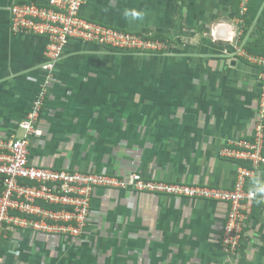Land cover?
Returning <instances> with one entry per match:
<instances>
[{
	"label": "crops",
	"instance_id": "crops-1",
	"mask_svg": "<svg viewBox=\"0 0 264 264\" xmlns=\"http://www.w3.org/2000/svg\"><path fill=\"white\" fill-rule=\"evenodd\" d=\"M24 1L32 0H0V137L22 135L19 123L45 77L46 39L11 28L9 7ZM82 15L159 35L170 48L114 51L70 40L44 101L42 134L32 138L30 161L232 187L240 165L252 166L224 156L222 148L254 133L263 67L250 58L264 57V0H249L248 21L235 16L227 0H84ZM246 189L264 193V165L254 168ZM103 210L118 234L113 241L101 238L100 258L86 251L72 263L113 264L132 256L134 264H264L260 200L233 255L221 246L226 202L99 188L90 220ZM60 241L73 238L10 231L0 264H56L53 247ZM11 242L22 249L14 258L6 254Z\"/></svg>",
	"mask_w": 264,
	"mask_h": 264
},
{
	"label": "built area",
	"instance_id": "built-area-1",
	"mask_svg": "<svg viewBox=\"0 0 264 264\" xmlns=\"http://www.w3.org/2000/svg\"><path fill=\"white\" fill-rule=\"evenodd\" d=\"M249 0L240 1L245 15ZM84 0L15 2L9 7L11 28L19 34L44 37L47 42L45 77L25 118L19 123L20 136L0 137V247L10 231L29 230L70 238L87 230L92 198L99 188L164 194L187 199H208L228 204L221 246L236 254L255 200L264 206V193L247 190L254 168L264 165V57L250 59L263 67L258 79V117L251 138H239L222 148L228 158L244 160L232 187L200 183L167 182L144 178L136 172L126 175L93 171L55 169L38 166L29 159L32 138L42 134L40 116L52 83L56 65L70 40L78 39L102 46L139 53H160L170 48L168 40L118 29L82 15ZM242 20V17H240ZM214 34V32H213ZM242 54L246 55L245 52Z\"/></svg>",
	"mask_w": 264,
	"mask_h": 264
},
{
	"label": "rangeland",
	"instance_id": "rangeland-1",
	"mask_svg": "<svg viewBox=\"0 0 264 264\" xmlns=\"http://www.w3.org/2000/svg\"><path fill=\"white\" fill-rule=\"evenodd\" d=\"M110 220H111L110 216L108 212L105 210L101 212L96 211L94 215L92 213V219L89 222L90 223L93 222V226H95L96 229L90 231L89 230L90 223H89L88 225L89 227L87 228V230H85L81 235L74 237L73 241L65 242L63 244L60 241V243H58L59 246L58 245L54 246L53 247L54 250L53 253L55 254L54 256L58 257L56 264H60V261L62 262L64 258H65L64 264H76L72 262H74L75 260L78 261V259L82 260L84 257H86L85 255L86 251H88L89 255L93 253L95 257L100 258L99 248H100L101 238L103 239L109 238L113 241L112 238H114V236L118 234V231H113V227L109 226L111 222ZM7 249H9V252H6V254L9 253L13 254V258L14 256H17L18 252L20 253V251L22 250L21 247L14 246V242L9 243ZM59 252L61 256L58 255ZM2 254H5V252H2ZM2 254L0 255L2 256ZM132 258L134 259V257L132 256H129L127 258L121 256L120 259H118V261L116 263L114 262L113 264H134V262H132L133 260Z\"/></svg>",
	"mask_w": 264,
	"mask_h": 264
},
{
	"label": "trees",
	"instance_id": "trees-1",
	"mask_svg": "<svg viewBox=\"0 0 264 264\" xmlns=\"http://www.w3.org/2000/svg\"><path fill=\"white\" fill-rule=\"evenodd\" d=\"M33 1V0H32ZM35 2H38V1H36V0H34ZM240 1L241 0H227V2L231 5V8H232V11H233V14L235 15V16H237V17H242V18H244L245 20H247L248 21V17H247V15L245 14V15H243V16H241V14H240ZM39 3V2H38ZM89 19V18H88ZM101 23H103V24H106V25H111V26H113L112 24H109V23H107V22H101ZM115 27V26H114ZM117 28V27H116ZM118 29H119V27H118ZM127 31H131V32H134V33H137V34H141L140 32H138V31H132V30H127ZM155 38H157V37H159V38H164V37H161V36H159V35H156V36H154ZM110 48H112L114 51H122V50H120V49H118V48H113V47H110Z\"/></svg>",
	"mask_w": 264,
	"mask_h": 264
},
{
	"label": "clouds",
	"instance_id": "clouds-1",
	"mask_svg": "<svg viewBox=\"0 0 264 264\" xmlns=\"http://www.w3.org/2000/svg\"><path fill=\"white\" fill-rule=\"evenodd\" d=\"M260 191L264 192V189H260Z\"/></svg>",
	"mask_w": 264,
	"mask_h": 264
}]
</instances>
